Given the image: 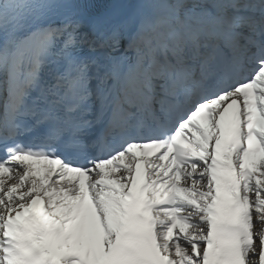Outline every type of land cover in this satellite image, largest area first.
I'll return each mask as SVG.
<instances>
[{
	"label": "snow or ice",
	"instance_id": "6c2138e0",
	"mask_svg": "<svg viewBox=\"0 0 264 264\" xmlns=\"http://www.w3.org/2000/svg\"><path fill=\"white\" fill-rule=\"evenodd\" d=\"M0 264H264V0H0Z\"/></svg>",
	"mask_w": 264,
	"mask_h": 264
}]
</instances>
